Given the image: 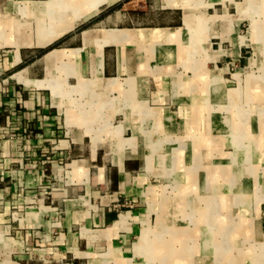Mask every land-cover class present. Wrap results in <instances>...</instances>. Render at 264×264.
<instances>
[{
	"label": "crops",
	"instance_id": "obj_1",
	"mask_svg": "<svg viewBox=\"0 0 264 264\" xmlns=\"http://www.w3.org/2000/svg\"><path fill=\"white\" fill-rule=\"evenodd\" d=\"M0 264H264V0H0Z\"/></svg>",
	"mask_w": 264,
	"mask_h": 264
}]
</instances>
